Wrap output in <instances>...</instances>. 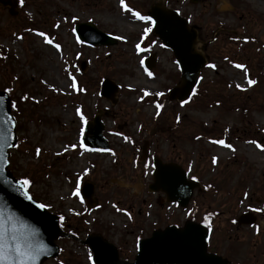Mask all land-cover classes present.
<instances>
[{
  "label": "rangeland",
  "instance_id": "rangeland-1",
  "mask_svg": "<svg viewBox=\"0 0 264 264\" xmlns=\"http://www.w3.org/2000/svg\"><path fill=\"white\" fill-rule=\"evenodd\" d=\"M124 2L146 16L153 3ZM165 5L200 28L198 49L207 65L216 66L201 70L196 94L183 107L168 99L169 90L181 82L173 53L152 32L141 42L143 29L151 25L123 11L119 0H19L15 16L0 4V90L11 89L6 92L16 105L18 143L11 150V168L16 178L32 181L30 193L37 201L78 229L79 240H56L61 253L44 264H93L88 259L92 252L82 242L91 234L124 248L125 259L132 262L139 236L193 219L205 224L206 216L220 254L232 264H264V211L252 210L264 209V151L249 143L264 147V0H168ZM86 22L122 39L108 47L77 44L74 27ZM37 31L54 38L61 52L44 44ZM137 42L148 49L140 56ZM150 55L156 58L148 70L151 78L139 66ZM234 63L243 64L257 83L249 87ZM65 67L83 92L68 86ZM105 79L119 86L114 105L100 95ZM142 89L164 95L140 101ZM155 103L164 105L159 116ZM76 108L86 120L107 110L104 136L110 152L79 148ZM215 139L225 140L235 151L211 144ZM72 144L77 148L64 151ZM144 147L150 151L146 163ZM151 157L181 166L189 179L200 183L187 207L147 192ZM78 177L80 191L82 185L94 184L92 206L81 194L72 195ZM246 212L256 215L255 223L238 226L236 220Z\"/></svg>",
  "mask_w": 264,
  "mask_h": 264
},
{
  "label": "water",
  "instance_id": "water-1",
  "mask_svg": "<svg viewBox=\"0 0 264 264\" xmlns=\"http://www.w3.org/2000/svg\"><path fill=\"white\" fill-rule=\"evenodd\" d=\"M0 3L4 7H9L11 15L18 13L17 0H0ZM149 15L157 22L153 34L172 51L177 62L182 61L179 67L181 84L170 91L169 99L185 101L192 95L199 74L207 63L206 57L197 48L199 44L197 27H190L189 21L181 17L179 12L160 4L152 6ZM76 32L78 37L89 46H115L118 43L115 38L100 31L93 23L76 25ZM155 64L154 56L146 59L148 69H152ZM117 89L114 82L106 79L102 84L101 94L115 103ZM0 98L4 100L3 107H0V146L3 147L4 158L9 160V150L13 148L9 145L16 146V120L12 115L8 94L0 91ZM104 114L105 111L100 110L94 120L88 123L83 140L86 147L108 149L103 137ZM5 133L8 134L7 143L3 139ZM155 165L156 187H161L165 191L168 201L186 207L198 183L187 181L184 171L174 164L163 165L160 160H156ZM8 167L9 164L4 169V175L9 179L15 178L8 171ZM151 188L153 189V186ZM92 194L93 186L86 185L83 197L89 204L92 202ZM33 209L34 205L29 206V202L23 200L8 185L0 183V212L5 219L9 216L13 218V224L18 229L17 235L22 240L27 238L34 244H42L46 247L47 253L41 255L36 262L43 264L59 255L60 249L55 241L60 236L67 235L60 228L57 216L48 210L40 213L39 210ZM255 220L252 214H244L238 219V224H253ZM209 235L210 231L204 225L196 223H187L184 228L171 227L166 231L155 232L152 237L138 243V254L133 263L121 261L116 247L100 236H89L84 243L90 246L95 264H228L219 256L207 253Z\"/></svg>",
  "mask_w": 264,
  "mask_h": 264
},
{
  "label": "snow or ice",
  "instance_id": "snow-or-ice-1",
  "mask_svg": "<svg viewBox=\"0 0 264 264\" xmlns=\"http://www.w3.org/2000/svg\"><path fill=\"white\" fill-rule=\"evenodd\" d=\"M119 4H120V8L123 11L130 12L131 15L136 20L146 22L148 25H156L157 22L155 20H153L150 16L141 15L140 13L133 11L131 8H128L126 6L124 0H119ZM72 19H73V21H75L77 18L72 17ZM54 27H59V24L54 25ZM152 30L153 29L151 26L145 27L143 29V34L140 37V41L142 42L148 36V34L152 32ZM73 31L75 32V30H73ZM35 35L37 37H41L43 43L46 45H50L51 48L55 50V52H57V53L61 52V45L58 43H55L54 38L48 36L47 34H45L42 31H37L35 33ZM115 38L116 39H122V37H119V36H117ZM17 39H22V37H17ZM141 42H137L134 46L137 56H140L141 53L148 51L147 48H144L141 46ZM76 43L77 44H83V40L80 39L79 37H77ZM225 59L227 60V57H225ZM181 63H182V61L176 62V66L179 68ZM139 66L142 69H144V72L146 73V75L149 78L152 77V75H153L152 72L148 71V69L145 68V60L143 58H141L139 60ZM206 67H208L210 69H215L216 66L214 64H208V65H206ZM232 67L236 68V69H242L243 70L244 79L246 80L249 87H251L257 83L256 80L249 78V73L243 64L234 63V64H232ZM64 71L66 73H68L67 67L64 68ZM67 79L70 82L68 86L71 89H73L74 91L78 90L80 92L84 91L83 88L78 89L77 81L71 73H68ZM42 83H43V81H42ZM236 87L238 89H240L241 91L245 90V89L241 88V86L239 84H237ZM56 90H57L56 88H54V87L52 88V91H56ZM5 91L10 92L11 89H5ZM141 91H142V95L139 96L140 101H144L145 98L150 96V95H154L157 98L164 95V93H162V92H156L153 94L147 90L142 89ZM192 91H193V95H195L196 94L195 89H193ZM190 99H191V97H189V100ZM186 103H188V100L182 101L181 107H183L184 104H186ZM3 105H4V100H3V98H0V107H3ZM11 107L15 108L16 105L12 104ZM163 107H164V105L161 103H155L154 104L156 116L160 115ZM75 114H76V116L79 117L80 124H81L80 130H79V137H81V139H79V141H78L79 148L83 149L84 151H89V152L90 151L110 152L111 151L110 149H92V148H87L85 146L82 137L84 136V132H85L83 125H85L87 123V121H86L84 115L82 114V111L80 108H76ZM177 122H179V117H177ZM225 131H227V129H225ZM117 135H119V133H117ZM3 139H4L5 143H7V139H8L7 133L4 134ZM196 139L199 140L200 137H196ZM124 140L127 142H131L129 137H124ZM210 143L214 144V145H219L223 148L230 149L232 151H235V149L232 147V145L226 143L225 140H223V139L211 140ZM249 143L254 144L257 149L264 151V147H262L261 144L256 143L254 140L249 141ZM9 146L14 147L15 145H9ZM69 147L71 149H76L77 144L65 146L64 151H68ZM40 151L41 150L39 148H37L35 150V154L37 156H39ZM57 155H60V153H57ZM211 163L213 165H215L217 163V157L216 156H213L211 158ZM8 164H9V160L4 158L3 147L0 146V183H4V184L8 185V187L11 188L14 192L18 193L19 196L23 198V200L28 201L29 206L34 205L33 210H39L40 213L46 212L49 209L50 205L45 204V203L36 202L33 199V196L30 193L32 181L28 177L23 176L21 178L9 179L8 177H6L4 175V169ZM148 167H149V165L145 164V168H148ZM85 174H87V170H85ZM145 175H147V172L145 173ZM192 178L195 179V177H192ZM209 187H211V186L209 185ZM72 195H74L76 197L80 196V179H79V177L77 178V181H76V190L72 193ZM81 203H83L82 200H81ZM113 207H115V205H113ZM252 210L256 211V212L264 211V209H260V208L252 209ZM118 211H119V209H118ZM125 214L127 215V213H125ZM129 219H131L130 215H129ZM204 219H205V226L207 227L208 226V224H207L208 217L206 216ZM59 221L63 222L64 217L60 216ZM61 226H62V223H61ZM255 231L258 234L259 228H256ZM17 233H18V229L13 224V218L11 216H9L7 219H5L3 213L0 212V264H36L39 257L41 255L46 254L48 250L46 249V247L44 245L34 244V243L30 242L27 238H24L22 240L17 235ZM88 259H89V261L92 260L91 254H89Z\"/></svg>",
  "mask_w": 264,
  "mask_h": 264
},
{
  "label": "flooded vegetation",
  "instance_id": "flooded-vegetation-1",
  "mask_svg": "<svg viewBox=\"0 0 264 264\" xmlns=\"http://www.w3.org/2000/svg\"><path fill=\"white\" fill-rule=\"evenodd\" d=\"M153 1V3L151 4V5H154V4H157L158 3V0H152ZM168 2V0H165V3H167ZM145 160V163H146V161L148 160V158H146V159H144ZM138 164H144L143 162H141V161H139L138 162ZM149 168L148 169H146V171L147 172H149ZM152 170H153V168H152ZM153 182V176H152V181H151V183ZM150 185V184H149ZM148 185V186H149ZM148 186L146 187V190H147V192H149V190H148ZM150 193V192H149ZM158 193H160V194H162L163 195V197H162V199H164L166 202H167V200H166V196H165V194L164 193H161V192H158ZM158 193H155V194H158ZM162 201V200H161ZM187 222V221H186ZM186 222L184 223V224H182V225H179V224H176L175 226H177V227H183L185 224H186ZM170 226H174L173 224H170V225H166V226H164V227H158V228H154L151 232H150V234L149 235H145V236H139V237H141V238H139L138 239V241H140L141 239H145V238H149L151 235H152V233L154 232V231H157V230H166L167 228H169ZM138 241H137V243H136V252H137V245H138ZM116 247H117V250H118V253H119V258L120 259H122V260H126L125 258H126V250L124 249V248H122L121 246H117L116 245ZM208 252L209 253H212V254H215V255H217L218 256V253H220V248H219V244H218V237L216 236V237H212V238H210V241H209V245H208Z\"/></svg>",
  "mask_w": 264,
  "mask_h": 264
},
{
  "label": "bare ground",
  "instance_id": "bare-ground-1",
  "mask_svg": "<svg viewBox=\"0 0 264 264\" xmlns=\"http://www.w3.org/2000/svg\"><path fill=\"white\" fill-rule=\"evenodd\" d=\"M219 157L221 158V157H223V155H220Z\"/></svg>",
  "mask_w": 264,
  "mask_h": 264
},
{
  "label": "trees",
  "instance_id": "trees-1",
  "mask_svg": "<svg viewBox=\"0 0 264 264\" xmlns=\"http://www.w3.org/2000/svg\"><path fill=\"white\" fill-rule=\"evenodd\" d=\"M14 112V111H13ZM11 170L13 171V169L11 168Z\"/></svg>",
  "mask_w": 264,
  "mask_h": 264
}]
</instances>
